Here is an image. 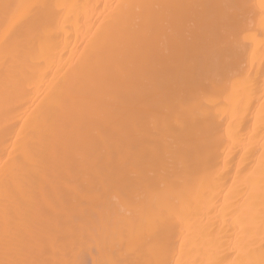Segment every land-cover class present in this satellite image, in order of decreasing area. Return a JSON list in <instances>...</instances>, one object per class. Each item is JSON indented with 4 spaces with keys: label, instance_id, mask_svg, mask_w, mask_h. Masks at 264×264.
Masks as SVG:
<instances>
[{
    "label": "bare ground",
    "instance_id": "1",
    "mask_svg": "<svg viewBox=\"0 0 264 264\" xmlns=\"http://www.w3.org/2000/svg\"><path fill=\"white\" fill-rule=\"evenodd\" d=\"M0 264H264V0H0Z\"/></svg>",
    "mask_w": 264,
    "mask_h": 264
}]
</instances>
